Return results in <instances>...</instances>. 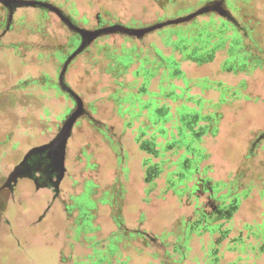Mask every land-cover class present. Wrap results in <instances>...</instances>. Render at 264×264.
Returning <instances> with one entry per match:
<instances>
[{
	"label": "rangeland",
	"instance_id": "obj_1",
	"mask_svg": "<svg viewBox=\"0 0 264 264\" xmlns=\"http://www.w3.org/2000/svg\"><path fill=\"white\" fill-rule=\"evenodd\" d=\"M30 1L87 29L212 8L103 34L73 59L84 112L57 185L58 152L8 179L77 108L60 73L82 36L48 8L9 18L0 2V264H264V0Z\"/></svg>",
	"mask_w": 264,
	"mask_h": 264
},
{
	"label": "water",
	"instance_id": "obj_2",
	"mask_svg": "<svg viewBox=\"0 0 264 264\" xmlns=\"http://www.w3.org/2000/svg\"><path fill=\"white\" fill-rule=\"evenodd\" d=\"M0 2L3 5H5L6 7H8L9 12H10L9 18H12L14 10L20 6H33V7L43 6L45 8H48V9L56 12L60 16V18L64 22H66L67 25L71 29L77 31L82 36L81 45L64 62L62 71L60 73L61 88L66 90L67 92H69L74 97V99L77 101V108L73 111V113L65 121L60 132L51 141H49L48 143H45L43 145H40V146H35L32 149H30L27 152V154L23 160V162H24L30 155L35 154V153H42V152L48 151L52 155L54 152H58L59 157H60V162H61V172L62 173L60 174V176L58 178L57 185H58L59 181L61 180V176L64 172L63 163H64L65 151H66L68 139L72 133L74 124L76 123L77 119L80 116H82V114L84 112V103H83L82 98L66 84V80H65L68 66L73 61V59L79 53H81L84 50V48L91 41H93L94 39H96L97 37H99L103 34L121 32V33H127V34H131V35L133 34V35L141 36L146 32H149V31L154 30L156 28L168 25L170 23H178V22H184V21L191 20L196 15L203 13L207 9L212 8L211 5H205L200 10H198V11H196V12H194L188 16L180 17L178 19H172V20L162 22V23H158L156 25L146 27L143 29L132 28V27L121 25V24H113V25H109V26H105V27H98L96 29H87V28L78 26L73 21V19L69 15H67L60 7L53 5V4H44V3H39L37 1H30V0H0ZM20 166H21V164L18 165L15 168V170L11 173V175L8 179L9 180L8 183L17 176L18 168Z\"/></svg>",
	"mask_w": 264,
	"mask_h": 264
},
{
	"label": "crops",
	"instance_id": "obj_3",
	"mask_svg": "<svg viewBox=\"0 0 264 264\" xmlns=\"http://www.w3.org/2000/svg\"><path fill=\"white\" fill-rule=\"evenodd\" d=\"M159 112V113H158ZM157 113L158 114H156V115H158V116H160L161 115V112L160 111H158ZM161 118H162V116H161ZM123 133H124V131H123ZM123 133H121V135L123 134ZM146 142H151V141H146ZM152 143V142H151ZM146 144V143H145ZM150 144V143H149ZM143 146V145H142ZM189 146V145H188ZM145 146H143V148H144ZM151 151V150H150ZM119 149L118 148H114L113 150H112V153H111V156H113V157H115V159L116 158H119ZM118 156V157H117ZM114 160V159H113ZM119 159L117 160L116 159V162H115V160H114V167L113 168H111V169H108V171H107V176L106 177H104L103 179L106 181L105 182V184L109 181H113V180H116V181H118V177H119V173H120V171H119V169H120V167L119 168H117L118 167V165L117 164H120L119 163ZM132 163H133V160L131 161ZM187 162V161H186ZM128 165H130L129 164V162H128ZM126 171H127V173H129L130 172V167L129 166H127V168H126ZM129 177V179H130V175L128 176ZM106 185H108V184H106ZM123 184H121V192L122 193H125L126 192V188L125 187H123L122 186ZM101 186V185H100ZM103 187H107V186H103ZM116 187V185H113L112 187H110V188H108V192L107 193H109V194H111V193H113V192H116L117 193V191L116 190H114V189H116L115 188Z\"/></svg>",
	"mask_w": 264,
	"mask_h": 264
},
{
	"label": "flooded vegetation",
	"instance_id": "obj_4",
	"mask_svg": "<svg viewBox=\"0 0 264 264\" xmlns=\"http://www.w3.org/2000/svg\"><path fill=\"white\" fill-rule=\"evenodd\" d=\"M48 157H51V154L48 152ZM34 158L30 155L24 162L21 163V166L18 168L17 175L23 174V172L28 173L30 176H34L36 173V168L34 167ZM31 171V172H30ZM51 173L47 171L46 173H41L38 177L41 180H45L46 178L50 177ZM38 178H34L38 182ZM226 210V211H225ZM222 211L225 213H229V210L223 208L222 204L217 207V213L219 214L220 218L222 217Z\"/></svg>",
	"mask_w": 264,
	"mask_h": 264
},
{
	"label": "trees",
	"instance_id": "obj_5",
	"mask_svg": "<svg viewBox=\"0 0 264 264\" xmlns=\"http://www.w3.org/2000/svg\"><path fill=\"white\" fill-rule=\"evenodd\" d=\"M32 157L34 158L33 159L34 160V167L36 168V170L38 169V167L45 169V166L49 165V163L51 161V159L48 157V151L42 152V153L32 154ZM41 173H43V172H41ZM116 249H117V247L115 245H112V246H110L109 250L115 251ZM97 262H98V260H97ZM122 263L126 264V261H124Z\"/></svg>",
	"mask_w": 264,
	"mask_h": 264
}]
</instances>
